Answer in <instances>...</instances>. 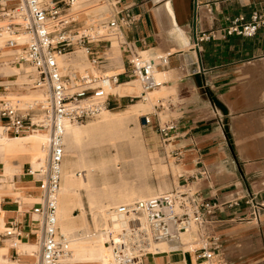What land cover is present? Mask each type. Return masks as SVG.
Instances as JSON below:
<instances>
[{"label":"built area","instance_id":"1","mask_svg":"<svg viewBox=\"0 0 264 264\" xmlns=\"http://www.w3.org/2000/svg\"><path fill=\"white\" fill-rule=\"evenodd\" d=\"M7 1L0 0L4 29L27 37L22 44L6 41L5 47L13 53L11 65L27 71L22 90H37L41 98L7 99L4 94L11 88L0 85V128L10 136L39 130L48 137L44 164L34 171L29 166L26 171L27 176L36 179L40 190L39 202L31 208L35 218L32 236L39 246V257L33 264H87L69 261L72 253L68 241L57 228V193L64 159L62 124H82L109 110L113 100L108 90L126 81L137 80L141 92L138 97L120 99L145 101L146 94L158 87L152 77L153 70L166 66L170 55L144 58L125 39L121 28L133 21L119 11L122 0H11L8 4ZM258 31L264 33V14L254 12L247 22L238 17L219 31L196 36L191 48L199 50V44L211 38H251ZM113 43L122 55V71L109 76L108 52ZM78 50L85 51L87 56V66L83 69L70 63ZM59 57H64L61 65ZM141 119L143 125L155 128L162 143L170 142L175 122L161 124L154 112ZM192 180L154 198L105 209L104 246L110 253L105 264H144L146 258L153 256L151 251L156 244H175L182 234L194 230L198 248L185 253L197 255L195 259L204 264H228L222 256L221 239L212 226V216L219 205L205 198L195 186L197 179L192 177ZM246 204L251 209L252 220L258 222L263 206L251 200ZM228 205L236 206L237 202ZM7 229L0 238H21L16 225L10 223Z\"/></svg>","mask_w":264,"mask_h":264},{"label":"crops","instance_id":"2","mask_svg":"<svg viewBox=\"0 0 264 264\" xmlns=\"http://www.w3.org/2000/svg\"><path fill=\"white\" fill-rule=\"evenodd\" d=\"M118 9L133 21L121 28L128 42L148 56L170 55L166 66L157 68L163 74L155 73L164 89L178 90L175 95L164 91L153 110L158 117L165 113L167 122L176 123L167 146H171L176 167L182 170L177 184L192 182L195 177L202 195L218 203L212 226L228 264H264V33L258 31L251 38H211L201 42L199 50H192L193 0H122ZM254 12L264 14V0H197L196 36L219 31L238 17L247 22ZM111 49L107 72L122 68L120 49L116 62L110 59ZM247 82L251 90L248 96L243 94ZM231 84L232 101L227 92ZM202 89L212 92L225 112L209 101L205 102V114L195 110ZM28 132L34 131L21 135ZM3 153L0 148V155ZM24 154L9 159L16 171L11 176L4 175L0 159V207L7 212L5 231L0 234L10 223L21 234L19 239L0 238V248H9L2 257L10 264H33L37 254L31 208L40 192L31 195L37 189L35 178L23 174L22 180L19 176L23 164L30 166ZM249 200L263 206L258 222L251 218L246 204ZM232 202L237 205L230 207ZM188 251L154 254L144 264H198L195 255L185 253Z\"/></svg>","mask_w":264,"mask_h":264},{"label":"bare ground","instance_id":"3","mask_svg":"<svg viewBox=\"0 0 264 264\" xmlns=\"http://www.w3.org/2000/svg\"><path fill=\"white\" fill-rule=\"evenodd\" d=\"M6 3H11V0H8ZM4 26V22L2 21V24L0 22V44L8 40H14L19 44L26 42L27 37L24 34H11L4 29ZM78 52L75 53L76 55L70 61L75 67L80 66L81 59L86 55L85 51ZM140 52L144 58H155L151 55L148 56V52ZM63 63L64 57H59L58 64L61 65ZM81 69L83 68L81 67ZM155 70L163 74L162 71ZM155 70H153L152 77L154 82L158 84V87L146 94L145 101H141L148 102L150 107L152 99L150 100L149 97L157 96L164 90L162 79L155 73ZM5 71L12 76H15V72H18L13 67L11 69L6 68ZM121 71L122 68L117 71L107 72V74L109 76L115 75ZM140 88V83L137 80H132L111 87L107 93L109 96L117 99L125 96L138 97ZM40 98L41 93H36L30 95L28 99L22 100L33 101ZM148 110V105L138 103L129 106L126 111L112 112L110 110H103L96 117L95 121L89 122L86 125L69 122L62 124L64 157H70L69 159L75 161L73 162L74 164H68L65 161L62 162L61 179L65 181L68 177L79 178V188L85 194L86 203L90 210V219L95 230L94 234H90L87 230L88 228L86 229V225L79 230L65 226L64 224L62 225L68 219L62 222L63 211L58 206L56 213L57 228L60 235L68 241L72 253L69 259L70 262L105 264L110 259V253L104 246L103 211L109 207H117L154 198L168 189L166 185L153 187L145 182L153 168L143 147L139 128L136 127L131 130L128 125L131 119H137L138 117L146 115L147 113L143 114V112L145 113ZM32 131L34 132H28L26 135L10 136L5 134L0 128V148L4 151L0 155V159L2 161V171L5 176H11L16 172L15 167L9 162L10 154L29 152V163L33 169H37L44 164L47 153V134L39 130ZM106 143H109L107 147L103 145ZM20 145L27 146L18 148L17 146ZM10 146L14 148L13 151L7 149ZM88 146H91L92 150L101 153L96 163H93L89 158L88 150L86 149ZM124 148L131 150L132 156L130 158L127 154L125 155L123 153L125 152ZM114 150L116 153L111 156V151ZM75 171L77 172L75 173ZM130 174L133 176L130 177ZM64 181L60 184L57 193L59 196L74 191ZM38 202L39 198L34 199L32 205ZM78 208L83 214L84 204L81 200L78 202ZM6 215L7 212L0 207V233L5 231ZM194 235H196L195 230L182 234L180 240L175 244H156L152 248L151 253L152 255L164 252L183 253L187 250L193 252L197 249L196 238L193 239ZM35 247L37 254L34 260L36 261L39 257V246L35 245ZM8 250L9 248H0V264L9 263L7 258L2 257L3 254H8Z\"/></svg>","mask_w":264,"mask_h":264},{"label":"rangeland","instance_id":"4","mask_svg":"<svg viewBox=\"0 0 264 264\" xmlns=\"http://www.w3.org/2000/svg\"><path fill=\"white\" fill-rule=\"evenodd\" d=\"M5 44H6V42L0 44V85H8V86H10L9 88H11V89L6 94H4L5 95L4 98L13 99V98L18 97L19 99L22 100V99H28L30 97V95H32V94L40 93L37 90H30L27 92L22 90L21 84L23 82L27 81V75H26L27 71H24V69L19 68L18 66L11 65L13 53L11 52L10 49H7L5 47ZM111 48H112L111 50H112L113 55L110 56V59L114 60L113 62H116L119 60V48L117 47V44H115V43L112 44ZM78 51L83 52V50H78ZM164 54L165 53H162L159 55H164ZM74 55H76V54H74ZM81 60L82 61L80 63V66L82 68H85L87 66L86 55ZM80 66L77 68L81 69ZM12 67L18 71V72H15V76H12L11 74H7V72L5 71L6 68L11 69ZM106 71H108V70H106ZM249 85H250V82H247L245 87H243V94L244 95H247V96L250 95L251 90H250ZM177 90H178V88H176V87L171 88V89H164L157 96H153V97L150 96L149 99L150 100L152 99L150 102V103H152L151 107H150V104L148 102H141L140 99H135V100H133V102H129L128 99H117V98L110 96L111 100H113V101H112V104H111L109 110L112 112H119L122 110L126 111L129 106L136 105L138 103H142L144 105L149 106V110L146 111L145 113L143 112V114H146V113L151 114L154 112L153 109L155 106H157L159 98H162L163 94L165 92L168 95H175ZM140 92H141V88H140ZM227 92L229 95H231V101H232V98H233V85L232 84L230 85V88L228 89ZM210 94H207V92L204 89H202L199 92V100H201V102H199V104H197L194 109L199 110L202 114H205L204 112L208 111L206 108L208 106V104L205 103L206 101H209L211 106L214 107L212 99L213 98L216 99V96L212 92ZM135 96H137V95H135ZM22 101H24V100H22ZM162 106L165 107L166 104L163 103ZM141 117H138L137 119H131L128 125H129V128L131 130L136 128V127L139 128V132L141 134L142 141H143V147L146 151V154L150 160V164L153 168L150 176L147 178V180L145 182L148 183L150 186H153V187L166 185V186H168V189L165 190V192H163V193L169 192L173 187H175L177 185V176H178V174H181L182 170L180 168L176 167L177 164H175L174 160L169 155V152L171 151V146H167L168 143H166V144L162 143V139L159 136V134L156 132L155 128H151L149 126L143 125V121H142ZM158 118L161 121V124L164 122H167V115L165 113H161ZM95 120H96V118L93 120H89L85 123L78 124V125H86L87 123L93 122ZM103 145L107 147L109 145V143H106ZM26 146L27 145H25V146L20 145L17 147L23 148ZM9 148L14 149L12 146L7 147V149H9ZM86 149L88 150L90 160L93 161V163H96L98 161V159L100 158L101 153H99V151L92 150L91 146H88ZM124 149H125V152H123V151L122 152L125 155L127 154L130 158L132 156L131 150L126 149V148H124ZM111 152H112L111 156L116 153L115 150L111 151ZM64 153H65V151H64ZM17 154L10 155V158L16 157ZM23 154H24V152H23ZM25 154L28 155L29 152H26ZM69 158L70 157H64L63 161H65L68 164H70V163L74 164L73 162L75 160H72ZM28 167H29V165L27 163L23 164V166H22V173L19 175L22 180H24L23 174H26ZM0 168H1V165H0ZM76 172L77 171H75V173ZM132 176L133 175L130 174V177H132ZM111 177L114 178L113 175H111ZM28 178L33 179L31 177H28ZM63 181L64 180L61 179L60 184ZM64 182L66 185H68V187H72L74 189V191L73 192H67V193L60 195V196H59V194L57 195V209L59 206L63 211L62 222H63V220L68 219V221L63 222L62 225L64 224L65 226L75 228L77 230L84 228V226L86 225V229L88 228L87 229L88 232L90 234H94L95 230H94V227H93L91 219H90V215H89L90 210H89L88 205L86 203V197H85L84 192L81 191L79 188V178L68 177L65 179ZM36 192H40L38 184H37V189L35 191H32L31 195L36 196L37 195ZM38 195H40V193H38ZM38 198H39V196H38ZM80 200L84 204L83 214L78 208V202ZM59 234H60V232H59ZM194 238H196V235H194L193 239ZM192 240H191V242H192ZM30 243H32V242H30ZM226 247L229 249H232V247H230L228 244ZM197 248H198V246H197ZM10 255H12V254L10 253ZM196 256L197 255H195V257ZM13 260H15V258H13ZM195 262L198 264L203 263V261L200 259L196 260Z\"/></svg>","mask_w":264,"mask_h":264},{"label":"water","instance_id":"5","mask_svg":"<svg viewBox=\"0 0 264 264\" xmlns=\"http://www.w3.org/2000/svg\"><path fill=\"white\" fill-rule=\"evenodd\" d=\"M196 8H197V0H193V15H192L193 44L196 43Z\"/></svg>","mask_w":264,"mask_h":264},{"label":"trees","instance_id":"6","mask_svg":"<svg viewBox=\"0 0 264 264\" xmlns=\"http://www.w3.org/2000/svg\"><path fill=\"white\" fill-rule=\"evenodd\" d=\"M207 94H210V93H207ZM210 95H211V94H210ZM212 102H213V104L215 105V107H216L218 110H220V111H222V112H225L224 107L222 106V104H221L217 99L213 98V99H212ZM225 132L227 133V137L229 138V134H228V132H227L226 127H225Z\"/></svg>","mask_w":264,"mask_h":264}]
</instances>
